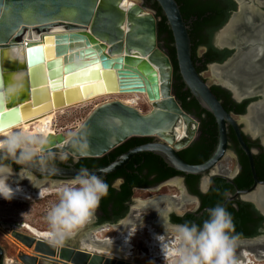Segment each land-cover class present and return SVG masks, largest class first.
<instances>
[{
    "label": "water",
    "instance_id": "95a60500",
    "mask_svg": "<svg viewBox=\"0 0 264 264\" xmlns=\"http://www.w3.org/2000/svg\"><path fill=\"white\" fill-rule=\"evenodd\" d=\"M124 1L0 0V93H10L6 100L0 99V131L51 110L119 91L136 96L137 101L144 98L150 109L142 112L119 100L103 103L91 111L71 136L57 134L46 138L45 157L59 154L75 161L99 159L132 138L156 137L159 142L136 147L107 167L89 171L105 178L124 167L135 155L152 153L178 173L204 174L225 157L229 125L254 170L252 156L239 129L240 122L224 110L212 93L211 85L195 69L188 27L178 5L175 0H155L173 36L180 77L199 106L214 117L218 128L217 147L209 160L190 165L180 158L178 153L191 142L190 133L192 128L198 127V122L182 110L174 97L173 68L158 43L155 13L142 4L123 9ZM248 14L246 7H240V13L232 16L222 31L231 29L234 33L240 16ZM58 28L64 32L51 35V31ZM30 32L39 38L28 42L26 35ZM238 36L224 45L234 49L240 40ZM243 41L247 42L246 37ZM20 48L23 55L13 62L9 55ZM233 66L231 58L221 66L211 64L209 69L231 72ZM234 75L237 79L236 73ZM212 79L219 82L215 77ZM218 84L234 96L230 87ZM252 96L253 93L248 92L235 99L242 102ZM246 126L245 123L244 128ZM31 171L34 176L43 178L40 181L36 178V186L48 181L62 183L78 174L71 165L45 164L32 167ZM11 235L34 254V257L18 256V262L12 264H47L40 258L61 264H122L91 256V252L81 246L68 245L71 239L63 247L53 248L46 240L33 235L17 232Z\"/></svg>",
    "mask_w": 264,
    "mask_h": 264
},
{
    "label": "flooded vegetation",
    "instance_id": "af4514ba",
    "mask_svg": "<svg viewBox=\"0 0 264 264\" xmlns=\"http://www.w3.org/2000/svg\"><path fill=\"white\" fill-rule=\"evenodd\" d=\"M196 2L202 3L203 6L205 5L209 8V11H206V16L219 14V18L223 19L224 16L227 15L224 24L212 33L210 45L214 50L221 53L220 57H223L225 52L230 54L223 62L211 64H218L221 66L232 58L234 60V74L236 73L240 86L244 87L251 85L250 92L253 93V96L248 100L238 102L231 93L218 84L219 82L209 85H211V87H218L227 92L230 95V100L235 104L247 103L243 114H230H232L236 122H240L239 129L242 139L252 156L254 170L251 168L247 154L243 151L238 142L235 131L229 125L226 127L227 152L225 157L217 166L204 174L189 175L180 173L174 176H164L167 175L169 171H163L160 163H155V166L160 169H158V171L161 175L158 173L148 174L147 170H141V167L147 164L145 159L140 163L133 162L135 156L143 153L135 155L124 167L116 171L120 173L124 172L127 176L116 178L110 182L111 188L116 190H118L124 182L126 183V181H128L129 185L130 182H134L135 184L131 187V197L123 201L120 206L116 208H113L112 205L105 211L99 210L98 208L92 223L85 226L84 230L68 243V245L73 247H80L84 240L94 243L95 246L99 245L104 250L106 249L103 252L92 250L90 251L91 256H101L104 259L114 260L122 264H164V261L161 259H153L150 247L148 246L152 241V237L156 238L157 236L164 235L163 223L166 225L170 220L171 223L175 224H183L185 222L201 224L202 221L207 218V210L215 207L217 204L227 209L232 215L235 225L240 217L242 219L248 217L246 229H256V236L252 238H239L238 241L246 243L251 240H256L254 242H257L259 238L264 237V67H262L260 71L258 67L261 64L264 65V60L259 62L256 59H249V55L254 53L252 50L257 51L262 46L264 49V36L261 41L259 39V34L264 33V0H196ZM212 7L216 8L214 12L211 9ZM240 7H246L249 14L247 16H240L236 31L231 34L230 38L223 41V44H226L228 41L232 40L236 34L240 35L238 36L240 40L238 39L239 41L236 47L230 49L226 47V45H217V36L222 32L231 17L239 14ZM212 28L213 26L202 27V35L206 37ZM243 37H246L247 42L243 41ZM240 45L243 47L239 48ZM244 47L247 50H245ZM207 51L205 46H201L197 48L195 53L196 59L201 60V62L196 63V66L198 68L205 67L200 74L206 82L207 80L203 77V73L207 70L210 71L209 66L211 65L205 64L204 55ZM246 53L247 55L244 59L243 56ZM249 63L255 65L256 68L252 71H248L246 66ZM242 66L243 68L241 69ZM244 70L247 71L248 74L245 73ZM248 109L250 111H248ZM249 112H252L254 117L251 119V122L253 121L255 123V127L259 126L258 133L255 135L247 129V126L244 128V124L250 121L248 120L249 116L248 118L246 117L247 120L245 119V116L250 114ZM190 116L198 122L195 115ZM254 128L252 130H255ZM192 129L193 132L190 133L191 142L182 151L200 147L203 140L216 141V150L218 143V128L216 139L211 135H205V130L199 128V122L198 127ZM206 131L209 132L208 130ZM144 139H146V142L137 147L159 142L156 137ZM134 148L136 147L128 151ZM191 149L189 152H186V158H193L194 160L202 158V153H197L196 156H192L191 153L194 150ZM57 155L53 154L47 156L46 158L50 161L46 162V165L59 167L71 165L77 168V170L83 165L81 159L75 161L73 158L60 155L64 156V160H61ZM132 164L133 171L129 169V166H132ZM149 164L151 165L150 161L148 165ZM152 166L155 168L154 165ZM14 172H19L17 166H14ZM35 177L39 181L43 180L39 175H35ZM104 179L107 180V176ZM255 196H257L256 201L254 199ZM138 203L142 204V206L137 207ZM149 223L150 225H148ZM8 226L10 227L11 224L8 223ZM22 227L26 229V225ZM132 229L135 231L143 229V231L141 234L136 232L133 236L134 238H132L130 243V254L122 258L109 253L108 250L111 251L112 246L109 244L110 241H106L111 239L107 234L111 231L114 233V236H116V231H119V233H126L128 231H133ZM25 231L27 233H24V235L29 236L30 232L27 229ZM99 233H104L103 236H105H102V238L96 237ZM134 242L135 245L133 246L132 243ZM17 253L16 260L18 256L34 257L31 250L24 252L19 249ZM6 254L7 249L0 246V264H8L4 262ZM129 257L130 260L127 259ZM144 259H148L150 262L145 261V263L143 261ZM16 260L15 262H18ZM40 261H45L47 264H61L57 261H47L41 258Z\"/></svg>",
    "mask_w": 264,
    "mask_h": 264
},
{
    "label": "clouds",
    "instance_id": "9594fccd",
    "mask_svg": "<svg viewBox=\"0 0 264 264\" xmlns=\"http://www.w3.org/2000/svg\"><path fill=\"white\" fill-rule=\"evenodd\" d=\"M9 95L0 93V99L6 100ZM47 143L39 129L34 135L13 130L0 133V199L11 201L22 193L19 180L27 179L36 188L31 168L46 164ZM14 166L19 172H14ZM13 176L19 178L14 182L15 188L11 186ZM108 191L104 179L86 167H81L75 178L63 181L57 201L46 213V243L53 248L63 247L79 235L94 220ZM163 227L164 235L156 239L164 264H239L236 257L239 236L235 234L232 215L222 205L209 208L201 224H175L169 220Z\"/></svg>",
    "mask_w": 264,
    "mask_h": 264
},
{
    "label": "trees",
    "instance_id": "16d2710c",
    "mask_svg": "<svg viewBox=\"0 0 264 264\" xmlns=\"http://www.w3.org/2000/svg\"><path fill=\"white\" fill-rule=\"evenodd\" d=\"M144 2V5L148 7L150 10H152L155 13L156 19H158L157 22V39L158 43L160 45V48L165 52V54L168 56L172 68H173V94L176 99V101L181 106L182 110L188 114V115H195L199 122V128L202 130L204 129L205 135H211L215 137L216 139V133H217V125L215 122L214 117L203 110L199 104L196 102V100L192 97L189 90L185 87L180 74L178 70L177 60H176V54H175V48H174V40L171 33V30L167 24L166 18L159 7V5L156 3L155 0H142ZM176 4L179 7L181 16L183 21L187 24L188 27V35L191 42V59L194 63L195 69L198 74L202 70L205 69V67H197L196 63L201 62L200 59H196V50L198 47L205 46L207 48V53L204 55L205 64H211L215 62H223L227 57H229L228 52H225L223 57L221 56L220 52H217L214 50L210 45V39L211 35L214 31H216L221 25L224 24L226 21L227 15L224 16L223 19L219 18L218 15H207L206 11H209V8L207 6H203L202 3H197L196 0H175ZM212 11L214 12L216 8L212 7ZM210 9V10H211ZM218 13V12H217ZM216 17V18H215ZM211 27V31H209L208 35L205 37L202 35V27ZM211 91L214 94V96L221 102L224 110L228 113H234V114H243L246 108L247 103L244 102L242 104H235L230 100V95L219 89L218 87H211ZM208 130L209 132H207ZM203 134V135H204ZM146 142V139L144 138H132L125 142L124 144L118 146L115 148L112 152L105 155L102 158L99 159H91V158H84L81 159V163L83 164L82 167H86L89 170L94 169H102L113 163L118 157L123 155L126 151L133 147H137L141 144H144ZM200 145V144H199ZM216 141H207L203 140L200 147H195L191 155L196 156L198 153H202V158L199 160H194L193 158H186L185 154L187 151H180L178 154L180 158L191 165H200L207 161L213 151L215 150ZM143 159H145L147 164L143 165L141 167V170L145 169L148 171V174L152 173H158L161 175V173L158 171V167L155 166V163H160L161 167L163 168V171L168 170L169 173L164 176H174L180 173H177L175 170L170 169L166 166L164 161L152 154V153H143L141 155H137L134 157L133 162L140 163ZM50 161L48 158H46V162ZM151 162V165L149 163ZM155 168H153V166ZM157 165V164H156ZM81 167V166H80ZM77 169V168H76ZM80 169V168H78ZM129 169L133 171V164L132 166H129ZM160 170V169H159ZM126 177L127 175L123 172H114L107 176V180L104 181L109 185V191L108 195L104 197L99 205V210L105 211L110 205H112L113 208H116L120 206V204L128 200L132 193H131V187L135 184L134 182H130V185L128 184V181L126 183L124 182L122 186L116 190L111 188L110 182L116 178L119 177ZM248 221V217L245 218H239L237 224L235 225V234L239 236V238H252L257 235L256 229L254 230H247L246 229V222Z\"/></svg>",
    "mask_w": 264,
    "mask_h": 264
},
{
    "label": "rangeland",
    "instance_id": "374dc122",
    "mask_svg": "<svg viewBox=\"0 0 264 264\" xmlns=\"http://www.w3.org/2000/svg\"><path fill=\"white\" fill-rule=\"evenodd\" d=\"M131 1H133L134 4L136 5L142 4V6L147 8L149 12H153L148 7H146L144 3H141L139 0H131ZM255 56L256 54L252 53L249 55V58H253ZM262 67H264L263 64L259 66V71L262 70ZM244 72L247 73V71L245 70ZM203 77L207 80L208 84L216 83L215 81H213L212 73L209 70L203 73ZM120 98L121 97H117V96H105L88 103H84L81 105L74 106L72 108H68L63 112L57 113L53 118L52 134L55 135L63 134L65 137L71 136L78 129V127H80V125L83 123V121L87 118V116L91 113V111L95 107L106 102L120 100ZM126 99L127 97L121 100H126ZM146 111L148 110H145L144 112ZM26 134L32 135L33 133H26ZM57 157L61 160H64V156L57 155ZM17 180H19L18 177L16 176L12 177L13 186H17V184L14 183ZM62 186H63V182L52 183L51 181H48L46 183L45 182L41 183L40 186H36V188L38 187V189H36L27 179L19 180V187H24V190L25 192H27L26 194L30 196V199L16 200L13 198L11 201H5L3 199H0V231H1L0 246L3 247L4 249H7V254L4 261L5 263L8 264L13 263V261L16 260V256L18 255L17 251L19 249H21V251L24 252L29 251L27 247H25L23 244H21L12 237L11 232H17L24 235V233L25 234L27 233L25 231L27 229L29 232L32 230L38 233L40 237L46 238L45 236V232L47 229L45 222L46 213L48 209L57 201L59 195V189ZM33 190L34 191L40 190L42 192V194H40L39 199L33 196V192H34ZM8 223L11 224L10 227L8 226ZM24 225H26V229L22 227ZM103 234L99 233L96 235V237L102 238ZM30 235L31 234H29V236ZM107 236L111 238L115 237L114 233L111 231L109 232V234H107ZM83 242L84 241H82V243ZM132 245L134 246L135 242L132 243ZM255 245H256L255 242L247 243V247L244 248V250H246L248 254V258L253 264H264L263 261L264 258L261 260L262 261L261 263H259L260 260L258 261L255 258V254H256L255 252H258V250L264 251V248L257 249ZM151 254L153 255L152 252ZM161 260H163V258H161ZM16 261H18V259ZM143 261L145 262L147 260L144 259Z\"/></svg>",
    "mask_w": 264,
    "mask_h": 264
},
{
    "label": "bare ground",
    "instance_id": "6f19581e",
    "mask_svg": "<svg viewBox=\"0 0 264 264\" xmlns=\"http://www.w3.org/2000/svg\"><path fill=\"white\" fill-rule=\"evenodd\" d=\"M134 5L135 4H134L133 1L126 0V1L123 2L122 8L123 9H129V8L133 7ZM62 32H64V30L62 28L54 29V30L51 31V35L58 34V33H62ZM232 33L233 32H232L231 29H229V31L228 30L222 31L217 36V41H216L217 45H224L223 44V41H225L226 39L230 38V36H231ZM263 36H264V33L263 34L262 33L259 34L260 41H261V39H262ZM26 38H27V41L28 42H31V41H36L39 38V36H37L35 33L30 32V33H27ZM262 47L259 50H257V51L252 50V52H254L256 54L255 58H252V60L256 59L259 62H262L264 60V49ZM22 55H23L22 49L20 48V49H17V50L12 51L11 54L9 55V59L12 60L13 62H16V61H18V59H20V57H22ZM249 59H251V58H249ZM255 68H256V66L253 65V64H250V63L246 66V69L248 71H252ZM232 69H233V71L235 70L234 69V66H233ZM233 71L228 72V70H220V69H216V68H213V67H211V69H210V72L212 73V77L213 78L215 77L217 80H219V82L223 86L230 87L231 90L234 93V97L236 99H239L240 96L245 95V93H248V92L251 91V85L250 86H244V87L240 86V83H239L238 79H236V77L234 75V72L235 71L234 72ZM105 96H119V97L120 96H131L132 98L125 100V102H122V101L121 102L123 104L129 105V106H134V107H135L134 104H137L138 103V101L136 100V96L125 95L124 93H121L119 91H114V92H110V93H104L103 95H98L96 97H92L90 99H86L84 101H80L79 103H76V104L68 105L67 107H63V108L58 109V110L57 109L51 110L49 112L43 113V114H41V115H39L37 117H34L32 119L20 121L19 123H16L15 125L7 128L5 130L0 131V133L5 132L6 130H13V131H22L24 133H33L32 135H34V134H36L37 130L39 129V130H41V134L43 135V137L45 139L48 138L49 136H56L55 134H52V130H53V118L55 117V115L57 113L63 112L64 110H66L68 108H72V107L77 106V105H81V104H84V103H88V102H91L93 100L99 99L101 97H105ZM248 116H249V118L248 117L247 118L250 121L247 122V129L253 135H255L256 133H258V130H259L258 127L259 126H256L255 127V123L253 121L251 122V119L254 118L252 112H250V114ZM247 118H245V119L247 120ZM253 128L255 130H252ZM181 134L182 133H180V135ZM11 186L13 188L16 187V186H13V184H11ZM20 188H22V190H23L22 193L17 194L14 199H16V200L28 199L29 200L30 199V196L28 194H26L27 192H25L24 187H20ZM36 189H38V187ZM40 192H41L40 190L34 191L33 192V196H35L36 198L39 199L40 194H42V192L41 193ZM45 194H46V192H45ZM254 199L256 201L257 196H255ZM138 206H142V204L138 203L137 204V207ZM148 225H150V223ZM142 231H143V229H139L138 231L137 230L136 231L133 230L131 232L130 231H128V232L125 231L126 233H119V231H116V234L117 235L114 238H111V239L109 238L110 240H106V241H110L109 244H110V246H112V250L111 251L108 250V252L111 253V254H114L117 257H122V258L123 257H126L127 254H130V249H131L130 243H131L132 238H134L133 236L135 235L136 232H138V233L141 234ZM30 234L33 235L34 237H37V238L46 240V238L40 237V235L38 233H36V232H34L32 230L30 231ZM104 241H102V242H104ZM247 243H253V242L238 243V246L236 248V257H237V259L239 261V264H251L252 263L250 261V259L248 258V254H247L246 250H244V248L247 247ZM255 244H256L255 247L257 249H263L264 248V246H263L264 245V239L255 242ZM148 246L150 247V251L153 253V259H161V258H163L162 254H161V251H160L159 242L157 241L156 238L152 237V241H151L150 245H148ZM81 247L84 248V249H87L89 251L98 250V251H102L103 252V251L106 250V249L104 250L103 248H101L99 245H96L95 246L94 243H92V242L82 243ZM114 247H115V249H114ZM261 251L262 250H258V252H255L256 253L255 254V258L258 261L260 260L259 263H261L262 262L261 260L264 258V251H262V252ZM127 259L130 260V257L127 258ZM146 260L149 261L148 259H146Z\"/></svg>",
    "mask_w": 264,
    "mask_h": 264
},
{
    "label": "crops",
    "instance_id": "0c3cea01",
    "mask_svg": "<svg viewBox=\"0 0 264 264\" xmlns=\"http://www.w3.org/2000/svg\"><path fill=\"white\" fill-rule=\"evenodd\" d=\"M119 97V96H117ZM120 100L127 97V99H130L132 98L131 96H120ZM126 99V100H127ZM122 102H125V100H121ZM135 107H137L139 110H141L142 112H144L145 110H149L150 108L148 107V105L146 104V102H144V98H140V100H138V103L137 104H134Z\"/></svg>",
    "mask_w": 264,
    "mask_h": 264
}]
</instances>
